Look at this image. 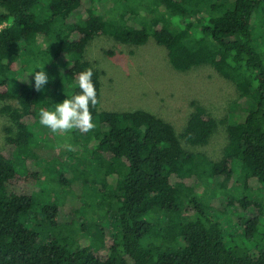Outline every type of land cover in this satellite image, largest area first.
Masks as SVG:
<instances>
[{
  "label": "trees",
  "instance_id": "obj_1",
  "mask_svg": "<svg viewBox=\"0 0 264 264\" xmlns=\"http://www.w3.org/2000/svg\"><path fill=\"white\" fill-rule=\"evenodd\" d=\"M0 5L5 9L0 102H16L0 108L12 124L0 150V264H264V0H0ZM101 35L126 45H143L152 37L176 70L210 65L235 84L246 111L227 126L219 159L182 145L206 144L217 126L200 104L179 134L145 109H98L100 73L84 52ZM43 65L53 71L40 93L31 75L24 80ZM89 68L99 101L90 106L95 127L69 134L90 150L92 167L78 171L71 164L70 179L56 149L40 141L47 128L39 123L40 111L78 94V75ZM16 150L22 152V172L12 161ZM43 158L47 168L60 172L59 184L80 180L82 192L69 191L62 205L42 201L41 168L34 160ZM236 170L238 194L225 192L219 204L200 201L203 186L217 181L223 191L234 184ZM92 186L101 206L114 213L107 227L98 228L100 241L81 246L74 235L84 190ZM258 189L262 197L255 195ZM228 206L240 213L236 231L222 222ZM150 214L159 219L149 220ZM192 214L194 219L184 218Z\"/></svg>",
  "mask_w": 264,
  "mask_h": 264
},
{
  "label": "rangeland",
  "instance_id": "obj_2",
  "mask_svg": "<svg viewBox=\"0 0 264 264\" xmlns=\"http://www.w3.org/2000/svg\"><path fill=\"white\" fill-rule=\"evenodd\" d=\"M1 12H5V9L0 5ZM163 49L154 42L152 37L143 45L120 44L107 35L92 39L85 49L84 57L100 73L98 109L110 111L145 109L169 122L179 134L185 127L194 104H200L215 118L217 126L206 144L193 146L183 142L182 145L186 151L203 153L208 158L217 160L227 142V126L243 118L246 102L239 98L235 84L221 76L210 65L194 66L183 71L176 70L167 60ZM52 71L51 67L46 70L47 73ZM6 104L14 106L16 102L2 101L0 108ZM9 126H12L9 118L0 111V150L5 146L6 128ZM43 133L45 137L42 136L40 141L42 143L45 141L48 147L52 145L56 149L65 177L72 178L71 164L78 171L89 170L92 167L90 150L83 147L81 139L76 138L72 141L69 131H58L53 134L46 128ZM69 146L73 154L72 159H68ZM21 153L16 150L12 158L20 172L24 169L20 158ZM44 160L45 158L34 160V164L41 168L39 188L43 193L42 201L48 198L57 199L62 205L67 201L69 191L75 192L76 195L82 192L80 180L72 181L71 186L59 184L60 172L54 167L47 168ZM235 174L234 184L228 185L229 188L223 191L219 190L217 181H211L203 186L204 192L200 201L209 202L210 205L215 202L219 204L225 192L238 194L241 179L237 170ZM197 186L200 185L197 184ZM201 189L199 187V190ZM84 192L87 196L82 199L77 232L74 235L81 246L89 245L91 240L99 242L101 236L98 228L107 227L114 213L113 210H107L104 205L101 206L95 186L86 188ZM255 195L262 197L263 191L258 189ZM81 196L83 197L82 194ZM222 213L224 217L222 222L225 227H229L231 231L240 229L237 222L240 213L236 206H228ZM148 218L149 220L159 219L154 214H150ZM184 218L191 220L195 218V215H184ZM79 225H84V229H81ZM102 244L103 239L99 245Z\"/></svg>",
  "mask_w": 264,
  "mask_h": 264
},
{
  "label": "clouds",
  "instance_id": "obj_3",
  "mask_svg": "<svg viewBox=\"0 0 264 264\" xmlns=\"http://www.w3.org/2000/svg\"><path fill=\"white\" fill-rule=\"evenodd\" d=\"M45 65V64H44ZM44 65L37 69L31 70L24 82H28V76L33 77L32 87L35 91L44 93L45 85L49 82L50 77L44 69ZM92 69H86L78 75V87L80 92L72 95L70 98H64L60 102H54V110L40 111L39 123L47 127L53 134L58 131L68 132L79 129L87 133L95 127L93 115L90 106L95 107L98 104L97 90L92 81ZM70 150V146H69Z\"/></svg>",
  "mask_w": 264,
  "mask_h": 264
}]
</instances>
